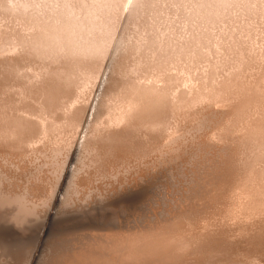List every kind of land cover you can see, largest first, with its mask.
<instances>
[{
  "label": "bare ground",
  "instance_id": "bare-ground-1",
  "mask_svg": "<svg viewBox=\"0 0 264 264\" xmlns=\"http://www.w3.org/2000/svg\"><path fill=\"white\" fill-rule=\"evenodd\" d=\"M0 264H264V4L0 0Z\"/></svg>",
  "mask_w": 264,
  "mask_h": 264
},
{
  "label": "snow or ice",
  "instance_id": "snow-or-ice-1",
  "mask_svg": "<svg viewBox=\"0 0 264 264\" xmlns=\"http://www.w3.org/2000/svg\"><path fill=\"white\" fill-rule=\"evenodd\" d=\"M260 4H264V0H259ZM128 4L132 5L133 11H135L137 5H138V0H127ZM249 4L251 6V0H249ZM131 15V13H130Z\"/></svg>",
  "mask_w": 264,
  "mask_h": 264
},
{
  "label": "rangeland",
  "instance_id": "rangeland-1",
  "mask_svg": "<svg viewBox=\"0 0 264 264\" xmlns=\"http://www.w3.org/2000/svg\"><path fill=\"white\" fill-rule=\"evenodd\" d=\"M51 213L54 214V211L52 210ZM40 234L42 235V231H40ZM40 234H39V235H40Z\"/></svg>",
  "mask_w": 264,
  "mask_h": 264
}]
</instances>
